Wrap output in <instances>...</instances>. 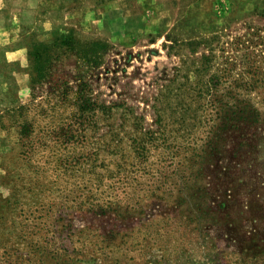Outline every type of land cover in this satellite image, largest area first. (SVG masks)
Segmentation results:
<instances>
[{
	"label": "rangeland",
	"instance_id": "1",
	"mask_svg": "<svg viewBox=\"0 0 264 264\" xmlns=\"http://www.w3.org/2000/svg\"><path fill=\"white\" fill-rule=\"evenodd\" d=\"M2 2L0 264H264V0Z\"/></svg>",
	"mask_w": 264,
	"mask_h": 264
},
{
	"label": "crops",
	"instance_id": "2",
	"mask_svg": "<svg viewBox=\"0 0 264 264\" xmlns=\"http://www.w3.org/2000/svg\"><path fill=\"white\" fill-rule=\"evenodd\" d=\"M26 1L34 2V1H39V0H26ZM2 9H3V2H2V0H0V12H1ZM17 9L19 11H23L25 9V6L18 5V7H15L13 11L16 12L15 10H17ZM0 28H1V26H0ZM22 48H24V47H22Z\"/></svg>",
	"mask_w": 264,
	"mask_h": 264
},
{
	"label": "trees",
	"instance_id": "3",
	"mask_svg": "<svg viewBox=\"0 0 264 264\" xmlns=\"http://www.w3.org/2000/svg\"><path fill=\"white\" fill-rule=\"evenodd\" d=\"M257 108H255V110H256Z\"/></svg>",
	"mask_w": 264,
	"mask_h": 264
}]
</instances>
